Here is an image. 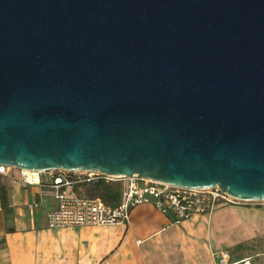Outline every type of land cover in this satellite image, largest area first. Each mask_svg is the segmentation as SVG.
<instances>
[{
    "label": "water",
    "instance_id": "95a60500",
    "mask_svg": "<svg viewBox=\"0 0 264 264\" xmlns=\"http://www.w3.org/2000/svg\"><path fill=\"white\" fill-rule=\"evenodd\" d=\"M0 166L264 202V0H0Z\"/></svg>",
    "mask_w": 264,
    "mask_h": 264
},
{
    "label": "crops",
    "instance_id": "0c3cea01",
    "mask_svg": "<svg viewBox=\"0 0 264 264\" xmlns=\"http://www.w3.org/2000/svg\"><path fill=\"white\" fill-rule=\"evenodd\" d=\"M19 176L0 174V264H216L212 253H224L219 236L229 239L230 249L258 241L254 252L264 254V209L219 205L176 224L143 205L129 224L51 230L48 214L58 207L51 189L25 185ZM231 256L264 261L249 251Z\"/></svg>",
    "mask_w": 264,
    "mask_h": 264
},
{
    "label": "built area",
    "instance_id": "2783aa9c",
    "mask_svg": "<svg viewBox=\"0 0 264 264\" xmlns=\"http://www.w3.org/2000/svg\"><path fill=\"white\" fill-rule=\"evenodd\" d=\"M19 173L20 181L28 186L47 184L58 207L48 214L51 230L66 228L101 227L129 224L134 209L150 205L173 216L180 224L197 214L212 213L219 205H241L248 203L237 200L220 189L189 190L172 187L153 180L138 177L118 178L99 173H76L66 171L34 173L0 166V174ZM45 175V179H42ZM120 183L126 181L121 201L116 206L107 205L101 198L81 197L75 192L77 186L98 182ZM216 264H264L253 259L234 262L228 252L212 254Z\"/></svg>",
    "mask_w": 264,
    "mask_h": 264
},
{
    "label": "rangeland",
    "instance_id": "374dc122",
    "mask_svg": "<svg viewBox=\"0 0 264 264\" xmlns=\"http://www.w3.org/2000/svg\"><path fill=\"white\" fill-rule=\"evenodd\" d=\"M45 175H42V179L43 180H46L45 179ZM99 183V184H98ZM98 183H88V184H83V185H80V186H77L76 189H75V192H77V194L81 197H86V198H101L103 199L104 197L107 196V194L109 193L110 190H113L116 189V188H119V189H125L126 188V181L125 182H120V183H105V182H98ZM100 183H103L104 185H107L106 187L103 186L102 184ZM248 206L250 208H256V209H264V202L262 203H242L241 206ZM240 206V205H239ZM216 244L218 245V247H224L223 250L225 252H228L230 253L231 255H234V256H240L244 253H247V251H249V257H256V255L259 253L261 254V257L262 259H264V254L263 253H260V252H254V251H258V250H255L256 247L259 246V242L256 241L254 243H250L249 245H246V244H241V245H238L236 247H232L230 249L227 248V245H229V239L226 238V237H222V236H219ZM264 245V244H263ZM262 246V245H261ZM254 252V253H253ZM264 252V251H263ZM215 253V252H213ZM212 253V254H213Z\"/></svg>",
    "mask_w": 264,
    "mask_h": 264
},
{
    "label": "trees",
    "instance_id": "16d2710c",
    "mask_svg": "<svg viewBox=\"0 0 264 264\" xmlns=\"http://www.w3.org/2000/svg\"><path fill=\"white\" fill-rule=\"evenodd\" d=\"M100 184H102L105 187L107 186V185H104L103 183H100ZM123 191H124V189L122 190V189H119V188L114 189V191L110 190L109 193L107 194V196L104 197L102 200L107 205L116 206L121 201V197H122Z\"/></svg>",
    "mask_w": 264,
    "mask_h": 264
}]
</instances>
